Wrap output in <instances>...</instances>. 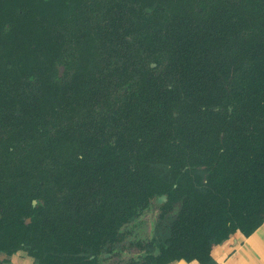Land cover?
<instances>
[{"label": "trees", "instance_id": "trees-1", "mask_svg": "<svg viewBox=\"0 0 264 264\" xmlns=\"http://www.w3.org/2000/svg\"><path fill=\"white\" fill-rule=\"evenodd\" d=\"M263 223L264 0H0V264H217Z\"/></svg>", "mask_w": 264, "mask_h": 264}, {"label": "crops", "instance_id": "crops-1", "mask_svg": "<svg viewBox=\"0 0 264 264\" xmlns=\"http://www.w3.org/2000/svg\"><path fill=\"white\" fill-rule=\"evenodd\" d=\"M211 255L217 264H264V223L247 237L240 232L234 233L222 244L213 246ZM14 257L15 255L10 258L8 264H16L13 261ZM171 264L199 262L179 260Z\"/></svg>", "mask_w": 264, "mask_h": 264}, {"label": "rangeland", "instance_id": "rangeland-1", "mask_svg": "<svg viewBox=\"0 0 264 264\" xmlns=\"http://www.w3.org/2000/svg\"><path fill=\"white\" fill-rule=\"evenodd\" d=\"M13 261L16 264L17 263H21V264H35L34 263V259L31 256H29L26 252H18V253H16Z\"/></svg>", "mask_w": 264, "mask_h": 264}, {"label": "flooded vegetation", "instance_id": "flooded-vegetation-1", "mask_svg": "<svg viewBox=\"0 0 264 264\" xmlns=\"http://www.w3.org/2000/svg\"><path fill=\"white\" fill-rule=\"evenodd\" d=\"M162 199L160 200L159 199V202H161V201H163V200H165V197H161ZM154 214V211L153 212H151V216ZM220 245V244H219ZM15 255V254H14Z\"/></svg>", "mask_w": 264, "mask_h": 264}, {"label": "water", "instance_id": "water-1", "mask_svg": "<svg viewBox=\"0 0 264 264\" xmlns=\"http://www.w3.org/2000/svg\"><path fill=\"white\" fill-rule=\"evenodd\" d=\"M162 198H160V200H161ZM156 252H158V250L156 251Z\"/></svg>", "mask_w": 264, "mask_h": 264}]
</instances>
